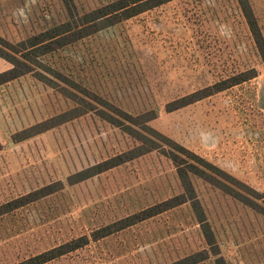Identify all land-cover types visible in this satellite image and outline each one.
<instances>
[{"label": "rangeland", "instance_id": "1", "mask_svg": "<svg viewBox=\"0 0 264 264\" xmlns=\"http://www.w3.org/2000/svg\"><path fill=\"white\" fill-rule=\"evenodd\" d=\"M80 12L110 0H72ZM264 37V0H249ZM67 18L62 0H0V35L16 41ZM78 84L216 165L264 207V62L237 0H172L45 56ZM10 64L0 58V72ZM253 67L257 75L186 106L167 103ZM88 97L89 96H85ZM77 103L32 73L0 85V205L57 188L0 215V264H16L183 192L173 161L149 151L86 179L69 176L140 141L94 111L25 139L14 135ZM226 264H264V214L190 175ZM208 249L189 202L43 264H169ZM214 256L196 264H216Z\"/></svg>", "mask_w": 264, "mask_h": 264}, {"label": "trees", "instance_id": "2", "mask_svg": "<svg viewBox=\"0 0 264 264\" xmlns=\"http://www.w3.org/2000/svg\"><path fill=\"white\" fill-rule=\"evenodd\" d=\"M169 1L172 0H110L93 9L80 12L72 0H62L67 15L65 20L49 25L16 41L9 40L0 35V58L10 64L7 69L0 72V85L21 75L32 73L38 80L56 88L64 96L77 103L76 106L69 110L16 133L14 137H20L19 140L25 139L87 111H94L102 119L122 128L128 134L134 136L140 143L130 150L69 176L70 182L74 183L86 179L149 151L161 149L173 161L183 189V192L180 194L94 230L90 235L91 238L87 235L74 238L16 264H43L86 245L90 240H98L115 231L132 226L185 202H189L194 210L208 249L183 256L169 264H196L211 255L215 257L214 261L216 264H226L223 257L219 255L220 252L215 236L196 197L190 178L192 174L204 179L244 204L264 214V207L258 204L252 198L253 196L250 197L246 193L237 190L233 185L236 184L245 187L251 193L257 192H253L254 190H251L234 177L228 176V174L224 173L216 165L205 160L195 152L171 141L168 137L148 126L146 122L153 119L156 114L153 109L136 115L131 114L120 106L114 105L96 93L84 88L57 68L51 67L43 59L48 54L61 50L69 44ZM237 2L251 35L254 48L261 61L264 62V37L253 13L251 4L249 0H237ZM256 75L257 71L253 67L233 72L217 79L204 88L167 103L165 108L167 111H172L186 106L214 93L248 81ZM85 96H89L90 98L87 99L88 97ZM220 174L229 178L234 184H228V182L222 180L219 177ZM56 189L51 185H46L12 199L0 205V215L33 202L52 193Z\"/></svg>", "mask_w": 264, "mask_h": 264}]
</instances>
